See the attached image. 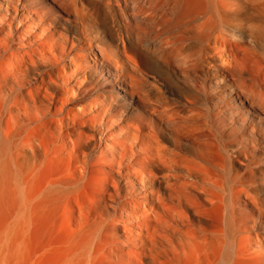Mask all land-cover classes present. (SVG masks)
<instances>
[{
    "label": "bare ground",
    "instance_id": "1",
    "mask_svg": "<svg viewBox=\"0 0 264 264\" xmlns=\"http://www.w3.org/2000/svg\"><path fill=\"white\" fill-rule=\"evenodd\" d=\"M0 264H264V0H0Z\"/></svg>",
    "mask_w": 264,
    "mask_h": 264
}]
</instances>
